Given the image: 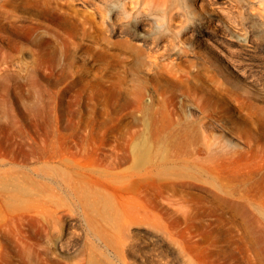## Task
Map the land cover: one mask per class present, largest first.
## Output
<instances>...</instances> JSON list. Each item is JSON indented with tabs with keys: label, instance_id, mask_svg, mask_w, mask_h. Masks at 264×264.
Masks as SVG:
<instances>
[{
	"label": "rangeland",
	"instance_id": "1",
	"mask_svg": "<svg viewBox=\"0 0 264 264\" xmlns=\"http://www.w3.org/2000/svg\"><path fill=\"white\" fill-rule=\"evenodd\" d=\"M245 1L210 0L221 11L213 22L188 12L186 0L166 2L172 10L148 5L144 38L171 56L154 64L140 39L113 32L122 22L130 30L131 21L110 17L103 0L104 19L77 29L23 8L0 12V174L20 164L54 165L76 182L137 201L162 230L133 227L139 232L129 264H264V230L252 221L253 214L264 221V48L243 39L240 24L252 16L240 7ZM191 17L210 32L199 37ZM138 143L146 150L142 165ZM116 155L126 160L113 180L78 167L104 166ZM55 189L66 200L89 201L82 191ZM233 199L240 201L238 214ZM178 201L186 203L187 218L177 212ZM19 205L13 212L2 207L0 264H120L93 233L107 226L98 204L74 215L70 238L58 225L63 251L47 241L42 218ZM240 210L248 212L244 219ZM164 231L189 252L190 263L171 252Z\"/></svg>",
	"mask_w": 264,
	"mask_h": 264
},
{
	"label": "bare ground",
	"instance_id": "2",
	"mask_svg": "<svg viewBox=\"0 0 264 264\" xmlns=\"http://www.w3.org/2000/svg\"><path fill=\"white\" fill-rule=\"evenodd\" d=\"M103 1L107 3V9H108L107 13L110 15V17L113 18L116 17L118 19L125 18L126 21L127 20L131 21L129 23L132 25V27H130L131 29L129 28L130 30L127 31L126 30L127 27L125 28L124 22H122L120 26L117 25L119 27L113 29V32L131 34L137 39H140L139 42L146 47L145 49L148 54L147 56H149V62L151 64L157 63V61H159L160 59H165V58L169 59L171 57L169 56L170 54L166 55V53L164 52H158L156 48L158 47L159 44L158 41H154L152 39L153 44L151 46H148L149 42L147 44L143 34V30L146 29V26H148L145 25L144 20L145 21L149 20L147 19V17H144L147 6L148 5L150 6V4L161 5L165 3V5H163V7H165L164 9H166L169 6L170 7L169 9L172 10L171 8L172 6H170L171 4L166 5V2L167 4H169L168 1L170 0H103ZM213 2H210V0L207 1L186 0L188 7L187 9L189 10L188 12L194 13L195 15L197 13L200 15L207 14L208 20H211V18L213 17L212 15H217L221 13L219 9H215L214 7H212L211 3L213 4ZM223 2L226 3V0H223ZM209 5H211L210 6L211 8L207 9V6ZM240 7L241 9L244 10L248 9L249 11H251L252 14V16L247 17L248 22H246L245 24L244 22L240 24V29L243 30L242 34H243V39H245L244 41L248 40L250 41V43L253 42L259 44L260 48H264V0H246L245 5H243L244 8H242V4ZM14 8H23L38 14L49 15V17L52 16L63 19L71 26H74L76 29L78 25L83 26V24L86 23L93 24V21H95L94 20L95 16H100L104 19V14H105L104 8L99 4L98 0H0V12L5 11L6 9H14ZM169 9L167 8V10ZM172 12L173 11H171V13H168V15L170 14L168 17L170 21H172L173 16H175L173 15ZM133 18L134 21H132ZM189 18L190 17H188V20ZM206 19H202V20H206ZM193 20L191 21L192 24L200 28L199 30L200 32L198 33L199 37L200 36L202 37L207 32H210L208 31L209 27H206V25L204 27L203 25L204 23L202 25H200L199 23L195 24V20L194 21ZM213 21H214V17L211 22ZM107 24L109 25V23ZM256 38L257 39L260 38L261 41L260 40L258 41ZM141 46H138V48L141 50V52H144L145 50ZM179 46L181 47L178 48V52L181 53L185 48H183L182 44H180ZM255 53L254 55H256ZM0 62L3 63L4 61L1 60ZM3 64L5 65V63ZM9 64L11 63L9 62ZM16 66L18 67V70L22 72L26 68L25 63L22 62L21 60L18 61V59ZM145 151L146 150L143 145L139 143L135 145V153L138 159L137 162L139 161L138 163L141 165L145 156L144 153ZM124 159L126 160V156L116 155L114 160L107 161L104 166H90V165L80 164L78 165V167L85 172V175L100 176L105 179L113 180L117 176L121 175V173L116 168L118 164L124 162ZM14 167L15 168L11 170L4 169L0 174L2 178V182L4 184V188L6 189L0 193L2 196L1 201L2 202L4 201L3 203L0 202V224L2 223L1 225L3 226L2 229L0 225L1 231L5 230L4 228L6 227V226L4 227V223L6 222V219L3 215L4 212L2 207L7 206L8 208V206L11 207L12 205L18 206L19 204H20L19 206H21L22 204V206L20 207L21 209L23 208L24 210L25 208H27L25 209V211L29 210L32 216L33 213H35L36 215L34 214L35 215L34 217L39 216L42 218L39 221H41L42 226L44 225V227L47 229L46 232L47 241L50 242V244H52L53 246L57 247L59 250L63 251L65 250L66 245L62 237L60 239V233H57L58 225H60V227L62 228L63 235L68 234L67 237L70 238L69 234H71L72 231H70L69 229V224H71L72 221L76 218L75 214L79 213L80 211L84 212L85 206H88L87 204L93 205L96 203L99 205L102 219L104 217V221L107 223V226L105 228L104 234H102V231L100 232V229H94L93 233L95 235V238L103 242L104 245L108 247L109 253H113V255H115L117 259L120 260V264L121 263L129 264L126 255L129 251V246H131L130 243H131V238L133 237V232L138 231V230H134L133 227H140L142 225H147L154 229L162 230L159 221L156 220L155 217L149 216L145 211H143L140 208L139 204L136 203L137 201L136 202L133 201L129 196H114L109 192H107L106 190H102L101 188L96 187L88 180H80L81 182H76L68 175L67 172L59 171L57 167H55L54 165L53 166L46 165L45 167L40 169H37L36 167H28V166L26 167L22 164H20L18 168L16 166ZM20 173L25 174L27 177L26 178L22 177ZM139 174L140 175L142 174L141 170L139 171ZM46 180L55 183V187L51 186L50 188H47L46 185L49 182H46V185L44 186L43 183H45ZM56 187L60 190L62 188H66L72 191L73 193H80L79 191H82L84 193L83 195L87 197L89 201L87 204L83 203L81 198H79L78 196L76 197V199L70 198L66 200L65 197L57 195V193L59 194V191L55 189ZM79 196L81 197V195ZM229 202L232 203L233 206L235 207V214H238L239 210L237 208V205L240 204V201L237 199L236 200L233 199L230 200ZM179 203H181V201L176 202V204ZM24 205L26 207H23ZM13 207L11 209H13ZM103 208H104L105 216H103ZM15 209H13L12 212ZM8 210H10V208ZM177 212H179L180 216H182L183 218H187L188 210L186 203L183 204L182 202L181 205H178ZM246 214L248 215V212H246L245 215ZM245 215H242L240 210V216H242L243 219L245 218ZM37 217L36 219L38 220L39 218ZM3 219H5V221ZM252 221L254 224L253 228L264 230V221L260 215L253 214ZM164 233H165L164 239L167 243V247L171 250V252L178 251L182 253L185 262L190 263L191 256L189 252H187L181 246H179V244L177 243L174 237H172L166 231H164ZM168 248L167 250L168 252H170Z\"/></svg>",
	"mask_w": 264,
	"mask_h": 264
}]
</instances>
